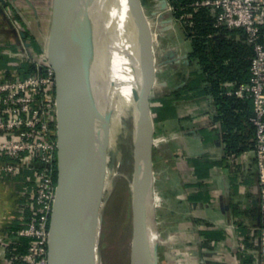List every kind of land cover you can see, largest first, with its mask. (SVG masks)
<instances>
[{
	"label": "crops",
	"instance_id": "obj_1",
	"mask_svg": "<svg viewBox=\"0 0 264 264\" xmlns=\"http://www.w3.org/2000/svg\"><path fill=\"white\" fill-rule=\"evenodd\" d=\"M32 1L0 0V72L21 64L18 36L23 32L27 41L32 37L29 21L18 9L30 14ZM145 1L153 2L149 17L158 14L164 18L167 14L168 0ZM166 16L171 18L172 13ZM180 33L175 46L157 48L151 92L156 264H252L240 243L257 236L264 227L255 153L257 134L250 139L255 142L254 148L240 154L228 151V131L217 119L220 106L209 75L193 56L192 40L182 28ZM213 39L219 44L224 36L216 34ZM250 81L247 73L242 81L223 83V88L227 96L249 102L253 114V100L235 93ZM240 134L247 137L249 128ZM15 208L9 184L0 190V264H11L3 243H7L5 235L16 223Z\"/></svg>",
	"mask_w": 264,
	"mask_h": 264
},
{
	"label": "water",
	"instance_id": "obj_2",
	"mask_svg": "<svg viewBox=\"0 0 264 264\" xmlns=\"http://www.w3.org/2000/svg\"><path fill=\"white\" fill-rule=\"evenodd\" d=\"M129 1L137 12L141 33L138 48L142 86L138 151L147 174L138 217L134 205L131 264H142L141 231L152 210L155 217L156 206L155 136L151 110L156 60L152 52V24L143 1ZM109 6L110 0H56L55 4L56 21L54 23V19L51 26L48 60L56 74L58 152L48 264H79V232L83 211L99 185V171L104 163L103 127L111 98L112 82L108 78L110 62L102 74V99L96 112L90 110L87 93L89 73L110 19ZM26 38L25 33L21 34L18 43L23 39L28 47L32 46ZM118 53L119 56L122 54V48ZM100 120L102 123L97 127L96 123ZM84 185H87L86 192L83 191Z\"/></svg>",
	"mask_w": 264,
	"mask_h": 264
},
{
	"label": "built area",
	"instance_id": "obj_3",
	"mask_svg": "<svg viewBox=\"0 0 264 264\" xmlns=\"http://www.w3.org/2000/svg\"><path fill=\"white\" fill-rule=\"evenodd\" d=\"M194 6L209 8L217 27L236 31V38L252 48L251 81L235 93L254 102V113L249 121L257 131L255 153L264 220V0H203ZM166 10L172 13L170 26L188 24L186 16L180 19L174 16L169 0ZM218 35L229 37L223 33ZM155 60L157 65L156 55ZM27 61L35 66L34 72L27 73L20 63L0 72V190L12 184L15 222L22 226L15 232L7 231V243H2L8 249L14 241L31 238L28 253L15 255L11 264H48L57 189L56 74L51 64H35L29 58ZM240 247L252 259V264H264V227L257 236L241 242Z\"/></svg>",
	"mask_w": 264,
	"mask_h": 264
},
{
	"label": "bare ground",
	"instance_id": "obj_4",
	"mask_svg": "<svg viewBox=\"0 0 264 264\" xmlns=\"http://www.w3.org/2000/svg\"><path fill=\"white\" fill-rule=\"evenodd\" d=\"M109 11L108 26L89 73L87 100L90 110L96 112L102 99V74L110 62L108 78L112 82L110 102L112 98L113 101L104 142V163L99 171V185L94 197L83 211L79 232V264H93L94 258L97 256L96 244L100 235V221L103 217L106 201L111 195L110 192L115 187L116 181L125 177L131 182V189L135 196V214L138 217L141 212L147 178L139 157L137 144L140 115L139 99L142 88L138 56L140 37L138 15L129 0H110ZM54 19L55 23L56 12ZM136 27H138L137 32ZM84 36L85 39L88 38L86 34ZM121 48L122 54L119 56L118 52ZM111 113L120 124L117 136L118 146L128 156L127 161L124 162L112 152L113 150L109 145L111 140V142L117 140V127L111 120ZM99 123H102V120L96 123L97 127ZM106 124L107 120L104 122L103 130H105ZM83 191H87V185H84ZM154 225L155 217L152 210L141 231L143 245L148 240V261L144 259L142 254V264H156L155 249L158 237Z\"/></svg>",
	"mask_w": 264,
	"mask_h": 264
},
{
	"label": "trees",
	"instance_id": "obj_5",
	"mask_svg": "<svg viewBox=\"0 0 264 264\" xmlns=\"http://www.w3.org/2000/svg\"><path fill=\"white\" fill-rule=\"evenodd\" d=\"M203 0H169L174 8V16L180 19L186 16L188 24L183 26L187 38L191 39L195 52L194 57L198 58L208 73L212 92L216 97V102L220 106L218 110L219 121L223 122L228 131L225 135V142L229 152L235 154L254 148L255 142L250 141L256 128L250 123L253 115L249 108V102L230 97L225 94L223 83L228 81H242L249 73L252 48L246 43L236 38L237 32L228 31L216 26V19L211 16V11L207 7L196 9L194 6ZM190 23H193L192 26ZM225 36L219 44L213 39L218 34ZM26 68V69H25ZM23 70L32 73L36 70L34 65L26 64ZM249 128V135L245 137L240 134ZM19 222L8 231H17L21 228ZM33 242L31 238H21L14 241L8 248L9 259L15 255H25ZM14 264H22L15 262Z\"/></svg>",
	"mask_w": 264,
	"mask_h": 264
},
{
	"label": "rangeland",
	"instance_id": "obj_6",
	"mask_svg": "<svg viewBox=\"0 0 264 264\" xmlns=\"http://www.w3.org/2000/svg\"><path fill=\"white\" fill-rule=\"evenodd\" d=\"M142 1L149 17L148 11L151 9L150 6L153 2H146L145 0ZM55 4L56 0H33L29 5L30 14L26 13V10L18 9V12L22 14L25 19H27V21H29L31 27L30 35L32 37L31 39H29L30 43L32 44V46L30 47L27 46V42L23 39L19 43L21 49L19 50V54H17V56L18 61L21 62L23 69L25 68L26 64H31L29 63V61H27L28 58L31 61L35 62V64L37 62L46 65L50 64L48 60V42L51 26L54 20L53 14L55 12ZM159 7L158 10H160ZM166 12L169 15V12ZM166 15H163L164 18L158 16V14L149 17L153 27V33L155 34V36L153 34L151 37L152 39L154 38L152 44V52L155 55L158 51L157 48H159V46L162 48H168L178 44L180 38L179 36H181V28L183 30V27L181 25L174 24L170 26L172 18ZM19 23L21 25V22ZM138 26L140 28L139 23ZM137 29L138 27H136L135 29L136 32ZM21 34H23V32ZM112 101L110 102L109 112L106 116L107 124L104 130V142L106 139V132L110 119ZM111 120L117 127V139L120 124L113 113H111ZM111 141L109 145L113 150L112 152H114L116 156L122 160V162L127 161V154L124 153L118 146L119 140H114V142ZM110 194L111 195L106 201L104 213L102 215L103 217L100 221V235L96 244L97 256H95V258L93 257V264H131L135 203V196L133 195V191L131 189V182L128 180V178H119L116 181L115 187L112 189ZM145 243L146 244H144L142 247V254L145 257L144 259L148 261V240H146Z\"/></svg>",
	"mask_w": 264,
	"mask_h": 264
}]
</instances>
